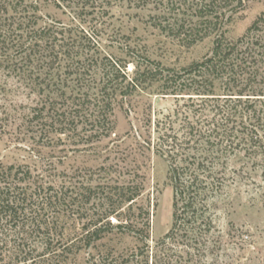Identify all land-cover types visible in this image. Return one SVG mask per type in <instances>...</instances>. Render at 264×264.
Listing matches in <instances>:
<instances>
[{
  "label": "trees",
  "instance_id": "trees-1",
  "mask_svg": "<svg viewBox=\"0 0 264 264\" xmlns=\"http://www.w3.org/2000/svg\"><path fill=\"white\" fill-rule=\"evenodd\" d=\"M117 1L0 0V55L7 54L10 43L15 42L11 49L16 54H7L5 61L39 96L31 121L40 134L48 136L78 132L76 135L84 133L87 143L101 140L115 133L114 114L120 102L135 95L174 98L175 107L155 122L152 113L146 114L135 136L142 147L153 149L169 165L173 221L157 246L174 251L176 263L182 259L181 250L190 255L189 262H196L201 255L194 256L192 251L200 253L210 244L218 199L227 183L237 180L230 174L237 173L230 167L232 158L237 151L246 150L264 161V12L243 36L230 40L223 24L226 9L233 12L228 17L231 21L244 7V0L195 1L191 9L197 21L173 22L161 28L195 39L216 32L214 47L202 60L177 69L136 53L133 47L127 51L132 61L102 51L97 33L100 21L89 24L108 14ZM41 2L69 9L73 13L69 23L53 20L41 24ZM187 3L180 1L181 7ZM88 14L93 15L89 23L82 20ZM130 63L134 65L131 71ZM194 96L200 101L191 106L180 103V99L192 101ZM133 172V179L117 184L88 181L76 188L67 181L48 184L25 165H2L0 221H9L20 230L30 224L33 230H43L45 240L52 243L55 224L78 210L80 215L87 214L79 217L86 221L72 242L79 248L90 247L114 230L147 245L152 199H145V175L139 167ZM51 208L56 212L52 222L45 217ZM64 240L61 235L59 244ZM65 249L66 245L63 249L60 245L57 250ZM23 250L20 253L28 255ZM167 256L160 261L170 263L172 256Z\"/></svg>",
  "mask_w": 264,
  "mask_h": 264
},
{
  "label": "rangeland",
  "instance_id": "rangeland-1",
  "mask_svg": "<svg viewBox=\"0 0 264 264\" xmlns=\"http://www.w3.org/2000/svg\"><path fill=\"white\" fill-rule=\"evenodd\" d=\"M180 1L118 0L101 19H93V15L88 14V17L82 16V20L86 18L88 22V19H93L91 26L98 25L100 21L98 40L105 54L128 61V47H133L136 53L180 69L209 55L216 34L195 39L162 29V25L173 22L197 21L191 9L197 0H188L182 7ZM40 9L43 25L53 20L69 23L73 14L69 9L45 2H41ZM226 11L227 17L223 22L226 36L237 40L264 12V0H244V7L236 11L231 21L228 17L233 12ZM172 12L179 15L176 17ZM86 24L83 23L84 26ZM14 43L9 46L13 47ZM11 47L7 54L14 56L16 50ZM7 54L0 55V166L25 165L48 184L59 185L67 181L76 188L88 181L117 184V181L130 180L135 177L133 171L139 167L146 177L145 199L151 197L152 202L147 245L131 234L114 230L106 232L103 239L90 247L79 248L72 242L76 241V233L81 232L86 218L81 220L79 217L84 213L80 212V215L78 210L55 224L52 243L50 239L45 240L43 230H33L34 226L30 224L20 230L9 221H0V264H264V161H260L254 152L237 151L238 155L232 158L230 167L237 173L230 174L237 180H230L218 199L214 211L216 229L208 238L210 244L200 253L192 251V255L203 257L196 256L200 260L189 262L187 258L190 255L181 250L182 259L176 263L174 251H162L157 246L173 221L169 165L153 149L142 147L140 139L135 136L136 130L142 128L146 114L152 113L155 122L158 116L162 117L163 113L175 107L177 102L174 98L155 94L135 95L120 102L114 114L115 133L101 140L87 143L84 133L76 135L78 132L67 136L40 134L31 121L40 98L5 61ZM133 68L132 63L128 64L129 71ZM193 98L192 101L180 99V103L184 105L187 102L191 106L200 101L197 96ZM46 212L45 217L52 222L56 215L54 208ZM61 235L67 244H59ZM64 244L67 247L64 252L57 250L60 245L63 249ZM21 249L28 255L20 253ZM168 254L172 256L171 262H161ZM24 256L28 260L24 261Z\"/></svg>",
  "mask_w": 264,
  "mask_h": 264
}]
</instances>
